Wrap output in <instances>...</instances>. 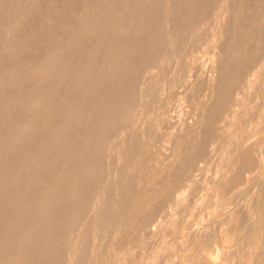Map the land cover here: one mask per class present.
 Masks as SVG:
<instances>
[{
  "label": "rangeland",
  "instance_id": "1",
  "mask_svg": "<svg viewBox=\"0 0 264 264\" xmlns=\"http://www.w3.org/2000/svg\"><path fill=\"white\" fill-rule=\"evenodd\" d=\"M11 261L264 264V0H0Z\"/></svg>",
  "mask_w": 264,
  "mask_h": 264
},
{
  "label": "bare ground",
  "instance_id": "2",
  "mask_svg": "<svg viewBox=\"0 0 264 264\" xmlns=\"http://www.w3.org/2000/svg\"><path fill=\"white\" fill-rule=\"evenodd\" d=\"M16 6H17V4H16ZM7 7V6H6ZM5 8V7H4ZM26 13V12H25ZM27 15V14H26ZM85 18V17H84ZM45 23V22H44ZM48 23V22H47ZM64 23V22H63ZM82 24H83V22H81ZM85 24V23H84ZM92 27H94V28H97L100 24L99 23H95V24H90ZM66 29V28H65ZM69 30V29H68ZM124 34V33H123ZM135 35V34H134ZM124 38V37H123ZM122 38V39H123ZM83 40V39H82ZM49 42V41H48ZM101 51H102V49H101ZM137 51V50H136ZM145 54V53H144ZM159 55V54H158ZM50 59V58H49ZM51 59H53V58H51ZM46 72V71H45ZM52 72V70L51 69H49L48 71H47V73H51ZM51 79V78H50ZM152 79H153V77H152ZM154 80V79H153ZM142 106V105H141ZM59 111V110H58ZM31 113V112H30ZM120 113H121V111H120ZM124 114V113H123ZM73 115H70V117H72ZM131 116V115H130ZM98 147V146H97ZM96 148V147H95ZM106 168V167H105ZM110 169V168H109ZM110 171V170H109ZM117 174H119V173H117ZM94 181V180H93ZM92 181V182H93ZM105 183V182H104ZM98 206V205H97ZM12 262L13 261H11L10 263H8V264H12Z\"/></svg>",
  "mask_w": 264,
  "mask_h": 264
}]
</instances>
